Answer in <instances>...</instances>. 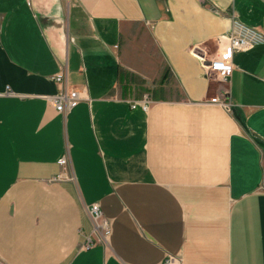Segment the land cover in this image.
<instances>
[{"label":"crops","instance_id":"0c3cea01","mask_svg":"<svg viewBox=\"0 0 264 264\" xmlns=\"http://www.w3.org/2000/svg\"><path fill=\"white\" fill-rule=\"evenodd\" d=\"M229 32L254 46L225 84L204 63ZM64 64L85 95L66 113L48 97ZM168 253L264 264V0H0V260Z\"/></svg>","mask_w":264,"mask_h":264},{"label":"built area","instance_id":"2783aa9c","mask_svg":"<svg viewBox=\"0 0 264 264\" xmlns=\"http://www.w3.org/2000/svg\"><path fill=\"white\" fill-rule=\"evenodd\" d=\"M219 44L220 45L217 47L214 57L208 59L204 63V67L208 73H217L219 79L226 84L234 70L233 59L236 51L249 50L254 46V42L245 36L229 32L221 37ZM53 77L58 82L59 88L55 94L48 95V97L53 101L59 111L66 113L85 98V95L78 88H70L68 86L66 64H64L63 69ZM209 101L221 105L228 111L231 110L233 105L231 98H224L220 95L210 97ZM135 105L136 102L134 103V106ZM142 105L144 108H148L149 101L143 99ZM59 162L64 166L67 165L69 162L68 156L64 155ZM67 177H69V175L59 173L55 175L53 179L60 180ZM90 211L93 222V231H101L102 234L106 236L110 229V221L103 215L99 203H93L90 207ZM91 243L92 241L90 238L88 242L85 243V246H90ZM164 264H183L182 257L178 254L168 253L165 257Z\"/></svg>","mask_w":264,"mask_h":264},{"label":"water","instance_id":"95a60500","mask_svg":"<svg viewBox=\"0 0 264 264\" xmlns=\"http://www.w3.org/2000/svg\"><path fill=\"white\" fill-rule=\"evenodd\" d=\"M0 264H5V263H3L2 261H0Z\"/></svg>","mask_w":264,"mask_h":264},{"label":"trees","instance_id":"16d2710c","mask_svg":"<svg viewBox=\"0 0 264 264\" xmlns=\"http://www.w3.org/2000/svg\"><path fill=\"white\" fill-rule=\"evenodd\" d=\"M165 75H166V73H164V76H163L164 78H165Z\"/></svg>","mask_w":264,"mask_h":264}]
</instances>
